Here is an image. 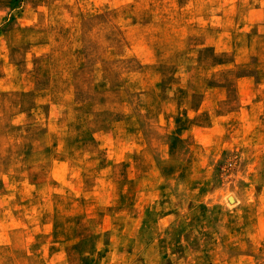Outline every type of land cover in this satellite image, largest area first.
<instances>
[{
    "label": "rangeland",
    "instance_id": "1",
    "mask_svg": "<svg viewBox=\"0 0 264 264\" xmlns=\"http://www.w3.org/2000/svg\"><path fill=\"white\" fill-rule=\"evenodd\" d=\"M0 264H264V0H0Z\"/></svg>",
    "mask_w": 264,
    "mask_h": 264
}]
</instances>
